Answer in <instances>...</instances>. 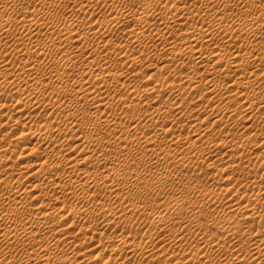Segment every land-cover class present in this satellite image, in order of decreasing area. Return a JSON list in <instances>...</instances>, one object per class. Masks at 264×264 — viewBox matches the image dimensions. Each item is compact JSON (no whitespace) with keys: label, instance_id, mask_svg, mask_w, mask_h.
<instances>
[{"label":"bare ground","instance_id":"1","mask_svg":"<svg viewBox=\"0 0 264 264\" xmlns=\"http://www.w3.org/2000/svg\"><path fill=\"white\" fill-rule=\"evenodd\" d=\"M146 1L0 0V264H264V0Z\"/></svg>","mask_w":264,"mask_h":264},{"label":"rangeland","instance_id":"2","mask_svg":"<svg viewBox=\"0 0 264 264\" xmlns=\"http://www.w3.org/2000/svg\"><path fill=\"white\" fill-rule=\"evenodd\" d=\"M148 1H149V0H148ZM148 1H146V2H148ZM134 7H135V6H134ZM132 8H133V6H132ZM165 11H166V10H165ZM211 12H212V11H211ZM152 70H154V71H152ZM155 70H156V67H153V69H151V70H150V69H147V68H146V69H143V72L137 74V76L134 77V78H135L137 81L142 79V80H143V81L141 80L142 82H141V81H138V82H140L141 84H142V83H145L146 81H144V80H145L146 77H147L146 74H147L148 72H149V73H150V72L153 73V72H155ZM156 72H157L158 75H159L160 73H163V72H161V71H159V70H157ZM145 76H146V77H145ZM26 110H27V109H26ZM26 110H25V111H26ZM27 111H28V110H27ZM27 111H26V112H27ZM186 129H188V128H186ZM195 133H196V132H190V134H189V138L186 139V141H187V140H190V139H192V138H195V136H196ZM197 133H198V132H197ZM72 144H73V142L70 143V145H72ZM32 158H33V157H32ZM24 161H26V159H19V160H18V165H19V166L17 165V167H16L18 170H21V171L24 170L23 168L20 167V166H21L20 164L23 163ZM205 167H206V165L203 166V169H204V171H205V170H207V171H205L204 173H206V172H207V174H208V172L211 173V171H210L209 169H207V167H206V168H205ZM30 183H31V182H26L25 185H26V186H27L28 184L30 185ZM29 185H28V186H29ZM74 204H75V203H72V205H74ZM67 222H68V221H67ZM67 222H66V221H63L62 223H64V225H65ZM210 228H211L212 230H215V229H213L211 226H210ZM86 253H87L88 255L90 254L89 251H87ZM86 253H85V254H86ZM97 264H98V263H97Z\"/></svg>","mask_w":264,"mask_h":264}]
</instances>
